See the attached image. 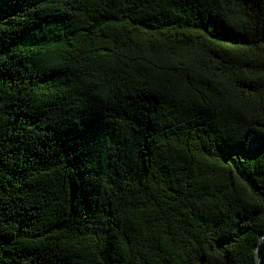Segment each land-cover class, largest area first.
<instances>
[{"label":"trees","instance_id":"obj_1","mask_svg":"<svg viewBox=\"0 0 264 264\" xmlns=\"http://www.w3.org/2000/svg\"><path fill=\"white\" fill-rule=\"evenodd\" d=\"M189 3L0 0L4 38L28 69L19 76L30 100L17 101L18 114L51 127L86 112L98 160L84 180L70 163L41 170L11 217L15 239L4 264H192L187 249L203 239L206 220L221 209L243 217L235 209L247 189L206 133L243 119L245 77L259 55L243 41L224 46L200 35L202 14ZM250 236L235 264L257 263L259 237Z\"/></svg>","mask_w":264,"mask_h":264},{"label":"snow or ice","instance_id":"obj_2","mask_svg":"<svg viewBox=\"0 0 264 264\" xmlns=\"http://www.w3.org/2000/svg\"><path fill=\"white\" fill-rule=\"evenodd\" d=\"M27 6L32 11L39 10L37 4ZM188 6L202 14L198 23L204 31L200 35L206 32L225 42L224 46L243 41L259 55V60L256 65L249 64L252 71L245 77L250 102L243 119L231 127L216 124L211 133H206L214 145L213 152L223 157L232 173H239L235 179L247 189L249 196L235 209L244 215L237 220L221 209L219 219L205 221L203 239L189 245L185 258L192 264H235L240 242L247 244L252 239L250 234L255 233L259 243L253 239V244L264 264V186L256 184V177L264 179V0H191ZM9 30L0 23V264H4L6 245L15 239L11 217L25 204L21 194L44 175L41 170L70 163L84 180L98 166L91 147L94 130L86 112L74 121L64 120L51 127V120L45 124L39 115L18 114L24 109L17 101L30 100L23 91L28 85L19 76L28 69L17 63L19 53L13 50L14 41L4 38ZM27 38L26 34L24 39ZM13 70L16 76L11 75ZM9 80L18 81L16 91H12ZM241 175L253 187L241 180ZM228 206L229 212L235 208L231 201ZM195 244L199 247L194 249ZM100 255H105L103 249ZM99 264H104L103 259Z\"/></svg>","mask_w":264,"mask_h":264},{"label":"water","instance_id":"obj_3","mask_svg":"<svg viewBox=\"0 0 264 264\" xmlns=\"http://www.w3.org/2000/svg\"><path fill=\"white\" fill-rule=\"evenodd\" d=\"M259 243V242H258ZM256 255H257V263L256 264H261V259H260V255H259V250L256 247Z\"/></svg>","mask_w":264,"mask_h":264}]
</instances>
